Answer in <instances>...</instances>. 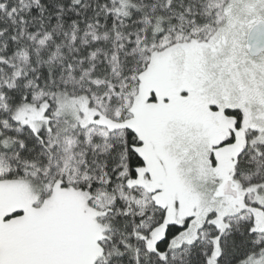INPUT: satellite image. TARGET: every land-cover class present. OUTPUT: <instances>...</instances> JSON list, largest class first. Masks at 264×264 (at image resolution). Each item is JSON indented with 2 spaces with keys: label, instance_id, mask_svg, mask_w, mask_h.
<instances>
[{
  "label": "snow or ice",
  "instance_id": "1",
  "mask_svg": "<svg viewBox=\"0 0 264 264\" xmlns=\"http://www.w3.org/2000/svg\"><path fill=\"white\" fill-rule=\"evenodd\" d=\"M0 264H264V0H0Z\"/></svg>",
  "mask_w": 264,
  "mask_h": 264
}]
</instances>
